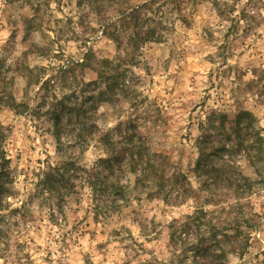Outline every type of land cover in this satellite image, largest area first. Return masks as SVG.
Here are the masks:
<instances>
[{
  "label": "rangeland",
  "instance_id": "1",
  "mask_svg": "<svg viewBox=\"0 0 264 264\" xmlns=\"http://www.w3.org/2000/svg\"><path fill=\"white\" fill-rule=\"evenodd\" d=\"M83 6L79 0H0V96L13 95L22 104L19 110L27 107L19 112L6 105L8 98L0 102L9 160L0 264L180 263L171 224L206 199L194 172L200 122L212 109L231 117L248 109L264 135V0H160V11L151 17L153 25L161 22L163 39L147 42L135 55L119 50L103 33L100 17ZM104 59L125 70L123 90L113 102L89 110L88 120L99 131L89 137L83 133L86 146L74 145L70 127L60 148L47 114L51 102L76 98L81 104L103 89L97 68ZM62 69L67 70L62 74ZM43 74L55 77V83L40 94L34 81ZM128 127L137 144L141 136L147 148L187 175L188 193L152 197L150 188L136 184L130 164L109 180L111 188L113 182L125 187L117 208L105 214L86 184L62 207L43 191L51 166L69 158L94 166L107 156L101 136L110 131L117 137ZM237 166L258 177L240 155ZM248 201L256 226L244 255L229 254V264H264V182Z\"/></svg>",
  "mask_w": 264,
  "mask_h": 264
},
{
  "label": "trees",
  "instance_id": "2",
  "mask_svg": "<svg viewBox=\"0 0 264 264\" xmlns=\"http://www.w3.org/2000/svg\"><path fill=\"white\" fill-rule=\"evenodd\" d=\"M159 1L132 3V0H79V5L84 4V9L100 17L103 33L116 43L119 50L128 48L135 55L147 42H160L163 39V34L158 30L161 22L152 24L156 22L152 21L154 13L161 9V6H157ZM78 65L86 64L83 62ZM121 68L104 59L97 68V78L104 80L103 89L95 91L81 104L76 98L70 103H66L65 99L51 102L47 114L53 119L60 148L64 146L63 135L67 128L72 127L69 131L73 134L74 145L79 147L87 145L88 138L84 132H88L89 137L99 131L95 123L89 122L88 112L102 103L113 102L123 90L125 80L121 87L120 79L125 75V70ZM66 70L59 72L63 74ZM45 78L43 74L34 81L40 86V94L55 83V77ZM6 98L9 99L6 101L9 107L19 112L26 110L27 107L19 110L22 104L13 95L0 96V102ZM47 103L45 100L42 106ZM75 117L77 121L74 123ZM132 128L137 130L135 125ZM128 130L129 127L117 137L110 131L101 136L99 141L106 146L107 156L100 158L92 167L83 166L74 158L51 166L42 182L43 191L55 196L57 205L62 207L70 193L79 194L86 184L98 202V211L105 214L117 208L125 187L121 182H113L111 188L108 186L109 180L112 177L119 178L122 167L130 164L137 175L136 184L150 188V196L164 195L167 198L169 192L175 190L178 191V197L181 193H188L190 188L185 184L189 181L187 175L175 170L163 154L147 148L141 142V136L140 144H137L135 135ZM200 130L196 142L199 159L194 172L203 181L206 199L184 220H175L171 224V242L183 256L177 264H229V254L244 255L251 231L256 226L246 209L250 204L248 200L264 182L263 128L258 126V118L251 110L240 109L231 117L221 110L212 109L200 122ZM4 139L5 134L0 125V212L5 207L6 185L9 181V160L3 149ZM239 155L251 163L258 177L248 176L238 168Z\"/></svg>",
  "mask_w": 264,
  "mask_h": 264
}]
</instances>
